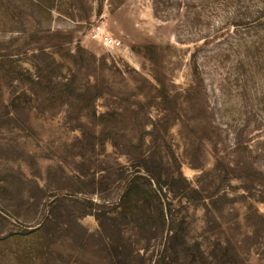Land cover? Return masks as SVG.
Instances as JSON below:
<instances>
[{"label":"rangeland","instance_id":"1","mask_svg":"<svg viewBox=\"0 0 264 264\" xmlns=\"http://www.w3.org/2000/svg\"><path fill=\"white\" fill-rule=\"evenodd\" d=\"M44 1L0 0V264H264V0Z\"/></svg>","mask_w":264,"mask_h":264},{"label":"trees","instance_id":"2","mask_svg":"<svg viewBox=\"0 0 264 264\" xmlns=\"http://www.w3.org/2000/svg\"><path fill=\"white\" fill-rule=\"evenodd\" d=\"M38 2L42 7L50 8L53 3L48 4L45 3L44 0H35ZM55 2V0H52ZM162 178L161 173H155L153 170L147 169V174L145 175L144 179L146 180L144 183L139 182L136 180L135 177L130 178L126 182V187L122 195H124L123 199H130L133 195L135 196L137 201L144 202V206L148 208L146 212V220L150 225V231L153 230L155 227L162 229V230H172L174 228L175 222H178V217L174 213L171 203L168 202V199L161 194L162 188L158 186V182ZM146 186V189L144 187ZM121 195V196H122ZM98 219L100 217H97ZM156 229V228H155ZM99 235V234H97ZM106 238L111 241L106 242L104 239V244L106 245L110 254L111 258L109 259V264H133L132 260L129 258H125L126 260H122L118 258V254L116 253V247L111 239V235L109 233H105L101 231L100 238ZM176 238V234L172 233L171 235H167L166 241H170ZM170 247L166 248V253L160 255L155 261L154 264H196L200 262L201 264H208L207 259L203 256L200 249L197 250L200 252V259H196V254L193 251L192 246H188V243L184 237L176 238V244L169 245ZM176 248H182L178 251ZM171 250V251H170ZM169 251V252H168ZM130 252L125 249L123 255L129 254ZM120 255V254H119Z\"/></svg>","mask_w":264,"mask_h":264}]
</instances>
